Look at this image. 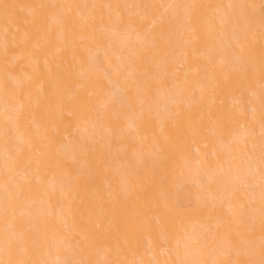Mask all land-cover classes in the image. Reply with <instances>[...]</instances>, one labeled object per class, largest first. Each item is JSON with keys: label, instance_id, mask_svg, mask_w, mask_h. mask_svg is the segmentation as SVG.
Masks as SVG:
<instances>
[{"label": "bare ground", "instance_id": "6f19581e", "mask_svg": "<svg viewBox=\"0 0 264 264\" xmlns=\"http://www.w3.org/2000/svg\"><path fill=\"white\" fill-rule=\"evenodd\" d=\"M0 264H264V0H0Z\"/></svg>", "mask_w": 264, "mask_h": 264}]
</instances>
